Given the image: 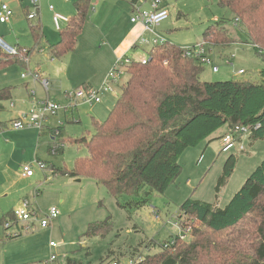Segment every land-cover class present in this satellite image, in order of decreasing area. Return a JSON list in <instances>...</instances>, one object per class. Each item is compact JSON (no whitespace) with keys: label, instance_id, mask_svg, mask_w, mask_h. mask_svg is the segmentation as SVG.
<instances>
[{"label":"rangeland","instance_id":"374dc122","mask_svg":"<svg viewBox=\"0 0 264 264\" xmlns=\"http://www.w3.org/2000/svg\"><path fill=\"white\" fill-rule=\"evenodd\" d=\"M75 1L46 0L41 15L39 12L36 18L29 19L27 10H35L29 0H0V7L6 3L14 12L9 22H0V37L17 49L24 48L19 53L24 63L0 67V88H14L12 99L4 103L6 109L0 111V120L7 125L0 131V264H44L50 260L52 250L58 254L52 264H67L68 258L82 264H99L109 251L128 253L139 248L145 255L161 249V244L176 235L186 232L189 234L186 239L190 240V231H185L182 226L181 220L186 215L181 211V205L192 198L225 207L264 160V139L250 143L248 135L240 141L244 151L223 152L222 136L230 131L225 125L211 137L212 140H204L182 153V172L165 193L153 192L144 206L131 208L121 204L139 198L122 196L117 199L103 184L87 176L74 178L53 172V167L73 170L77 158L88 154L85 145L72 141L95 132V120L107 118L129 75L124 72L115 85V93L104 92L100 103L82 100L77 103L66 98L65 93L88 84L99 87L124 52L128 51V56L137 60L149 58L154 47L153 40L137 49H132V45L122 47L127 38L135 39L138 35L137 25L131 21L130 0H92L75 50L63 59H52L48 46L59 40L61 32L54 27L49 4L72 17ZM162 1L170 16L159 25L158 31L166 41L184 48L203 43V32L214 21L227 20L236 42L221 47H210L205 43L219 70L213 72L211 65L203 64V80H255L260 77L262 58L253 45L238 40L242 31L239 32L240 28L233 22V13L222 7L220 0ZM142 3L143 0L138 5ZM36 22L42 24L41 45L44 49H30L32 53L28 55V48L34 46L30 25ZM0 57H5L1 50ZM240 68L246 73L238 74ZM36 71L50 79L49 92L35 78L33 73ZM23 73L27 76L23 77ZM48 97L62 108L45 119L44 132L39 127L11 128V119L22 111L39 112ZM56 144L58 152L52 153ZM231 153L238 155L237 165L218 190L224 164ZM36 160L47 164V177L34 164ZM25 164H34V178L20 177V167ZM23 206L31 213L30 220H12V225L6 228L2 223L3 215ZM53 206L60 214L48 227H42V220L47 218ZM182 214V218L179 217ZM108 218L113 227L105 236L85 235L90 223ZM193 223L200 225L192 216L190 226ZM51 240L57 243L56 248L50 247Z\"/></svg>","mask_w":264,"mask_h":264},{"label":"trees","instance_id":"16d2710c","mask_svg":"<svg viewBox=\"0 0 264 264\" xmlns=\"http://www.w3.org/2000/svg\"><path fill=\"white\" fill-rule=\"evenodd\" d=\"M220 5L233 13V22L242 31L238 40L253 45L262 58L260 77L203 80V64L197 57L185 56L184 47L168 41L154 45L147 63L135 60L128 66L129 79L107 118L95 120L92 135L72 141L85 145L88 154L77 158L73 170L53 167L55 172L74 178L87 176L103 184L117 199L139 198L122 207H141L153 192L165 193L179 177L180 157L188 147L212 140L223 126L228 125L230 131L236 126H250V143L264 139V0H220ZM74 6L75 15L61 29L59 40L48 46L52 59H61L75 50L92 0H76ZM30 30L34 46L28 48V55L30 49H44L42 24L31 23ZM203 37L210 47L236 42L225 18L209 25ZM23 49L18 48L16 54L1 50L5 57H0V67L24 63L19 56ZM13 89L0 88V110L12 98ZM6 127L0 120V131ZM237 162L238 155L231 153L218 190ZM180 209L186 215L181 220L183 229L191 227L192 239L176 235L161 244V249L145 255L139 248L128 253L109 251L99 264L138 256L135 264H264V160L225 207L189 198ZM192 216L200 225L190 226ZM12 220L17 221L14 212L2 217L5 226L10 222L6 228ZM112 227L109 218L94 221L85 235L105 236ZM67 264L82 263L68 258Z\"/></svg>","mask_w":264,"mask_h":264},{"label":"built area","instance_id":"2783aa9c","mask_svg":"<svg viewBox=\"0 0 264 264\" xmlns=\"http://www.w3.org/2000/svg\"><path fill=\"white\" fill-rule=\"evenodd\" d=\"M44 0H30L31 6L35 10H30L28 13L29 19H34L38 16L41 4ZM151 6L150 8H144L141 6L133 5L132 10V16L131 21L135 25H139L142 27L143 34L144 32H149L153 34L152 40L154 45L163 44L167 42L161 35H159L157 32H155L156 27H158L163 21L168 19L170 16V11L166 4H163L162 0H151ZM49 9L52 11V21L54 24V27L61 31L63 27H65L70 17L62 14L61 12L57 11L55 6L53 4H49ZM12 8L6 4L3 3L0 7V22L1 23H7L10 21L12 15H13ZM143 34H141L140 38L138 39L139 44H145L148 43L149 40L146 38ZM0 50L7 54H16L18 52V49L14 46L9 45L7 42L4 41L2 37H0ZM184 54L187 57H197L202 64H209L212 67V70L214 72H217L219 68L213 64V58L210 55V50L206 48L205 42L188 46L184 48ZM149 58H143L141 59L142 63H147ZM135 60L133 58H130L126 53L120 55L117 59V62L113 66V68L109 71L106 79L103 81V83L99 87H94L90 85H86L84 87H81L77 90H71L67 91L65 93V97L78 101L82 100L85 103H100L102 101V94L104 92H111L115 93V85L119 83L120 77L124 72H127V68L130 64H132ZM246 71L244 69H239L238 74H244ZM35 78L40 80L44 87L46 88L47 92L49 91L50 87V81L42 76H39L38 73H33ZM23 77L27 76L26 73L22 74ZM33 94L35 92H32ZM62 108V105L59 103H56L54 101H51L49 97L43 102L42 109L37 112L35 110H30L26 112L20 113L17 119L13 120L11 122V127L13 129H24L27 127H39L40 129L44 128L45 125V119L50 115H55L59 112V110ZM252 133V128L250 126H236L233 130L226 133L224 136H222V151L223 152H229V151H244L245 147L240 144V141L243 139L244 136L249 135ZM52 153L58 152V145H54V147L51 149ZM37 168L45 172L48 168L47 164L41 160H36L34 162ZM34 164H25L21 168L22 176L24 177H31L35 174V166ZM53 172H55L53 170ZM27 205V202L25 203ZM14 212V216L16 217V220H30L31 213L26 209L24 206L16 209ZM60 214V210L53 206L50 208L49 213L47 214V218L43 219L41 222L42 227H48L51 223V221L56 218ZM10 222L6 223V226H8ZM188 231H190V228H187ZM186 230V231H187ZM182 239L186 238L185 234L181 235ZM50 247L56 248L58 245L54 240H51L49 242ZM167 246V245H166ZM58 257V254L55 253L52 250V254L50 257V260L45 262L44 264H52V261L56 260ZM135 258H126V259H115L110 261L108 264H135L138 260Z\"/></svg>","mask_w":264,"mask_h":264},{"label":"crops","instance_id":"0c3cea01","mask_svg":"<svg viewBox=\"0 0 264 264\" xmlns=\"http://www.w3.org/2000/svg\"><path fill=\"white\" fill-rule=\"evenodd\" d=\"M46 0H44L43 2H42V4H41V9H40V15H41V12H43V3L45 2ZM139 1H141V0H139ZM139 1H137V2H135V3H133V2H131V0H130V2H131V6H132V10H133V5H136V6H138V2ZM29 2H30V0H29ZM151 0H143V3L141 4V5H139V6H141V7H144V8H150V6H151ZM143 5H145V6H143ZM29 6V5H28ZM27 6V7H28ZM28 9V8H27ZM30 11V10H29ZM28 10H27V12H29ZM132 12V11H131ZM14 14V13H13ZM159 27V26H158ZM158 27H156V29H155V32H157L159 35H161V32H159L158 31ZM136 29L138 30V32H137V36L135 37V39L134 38H127L125 41H124V43H123V45H122V47L124 48V47H126V48H128L130 45H132V49H137V48H139L141 45L142 46H145L146 44H139L138 43V39L140 38V36H141V34H143V30H142V27L141 26H139V25H137V27H136ZM146 38H148V40L149 41H151L152 40V37H153V34L152 33H149V32H144V34H143ZM134 40V41H133ZM56 43V42H55ZM31 48V47H30ZM124 53H126L127 55H128V51H126V52H124ZM123 53V54H124ZM120 54V53H119ZM122 54V53H121ZM65 57V56H64ZM63 57V58H64ZM130 57V56H129ZM63 58H61V59H63ZM143 59V58H142ZM137 60H141V59H137ZM240 69H242V68H240ZM213 71V70H212ZM214 72V71H213ZM36 73H38L39 74V76H42L43 77V75L39 72V71H36ZM49 81H50V79L49 78H47ZM89 85V84H88ZM91 86V85H90ZM93 86V85H92ZM4 87H9V86H4ZM3 87V88H4ZM12 87V86H11ZM49 92V91H48ZM49 95V94H48ZM12 97H13V91H12ZM12 99V98H11ZM102 102V101H101ZM115 102H116V100H115ZM5 103V102H4ZM3 103V104H4ZM12 104H13V102H12ZM115 104V103H114ZM114 106V105H113ZM112 106V107H113ZM4 109H6V107H5V104H4ZM4 109H1L0 111H3ZM112 109V108H111ZM22 112H26V111H22ZM21 112V113H22ZM19 115H20V113H19ZM18 115V116H19ZM18 116L17 117H14V119H11L10 121L12 122L13 120H15V119H17L18 118ZM45 126H46V124L44 125V128L43 129H40V131L42 130V132H44L45 131ZM12 128V127H11ZM13 129V128H12ZM21 168L22 167H20V177L21 178H23V179H32V178H34L35 177V175H36V172H35V174L33 175V176H31V177H24V176H22V172H21ZM46 172L47 171H45L44 172V174H45V177H47V174H46ZM38 190H39V188L37 189V193H38ZM12 225V224H11Z\"/></svg>","mask_w":264,"mask_h":264}]
</instances>
